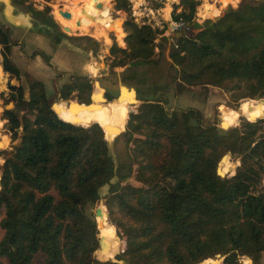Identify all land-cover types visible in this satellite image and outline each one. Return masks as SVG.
<instances>
[{
  "label": "trees",
  "instance_id": "trees-1",
  "mask_svg": "<svg viewBox=\"0 0 264 264\" xmlns=\"http://www.w3.org/2000/svg\"><path fill=\"white\" fill-rule=\"evenodd\" d=\"M112 2L128 16L125 47L113 42L109 49L121 58L118 65H158L162 53L154 39L164 34L165 24L162 30L139 26L128 0ZM199 5L172 4L171 20L182 19L194 30L169 52L178 69L174 95L214 87L234 103L264 99V0H240L237 9L229 7L219 20L202 25L193 21ZM107 8L95 9L106 16ZM11 36L0 26V66L13 77L18 71L9 60ZM20 82L14 81L18 87L9 95L14 108L4 109L1 118L2 133L17 143L0 150V264H208L217 255L224 257L221 264H245L242 258L261 264L264 119L241 120L224 131L194 108L169 111L156 99L143 100L129 113L124 102H134L131 92L118 100L105 94V103L123 113L130 171L103 203L99 191L115 175L105 127L65 120L56 110L64 102L55 105L56 115L39 81L28 82L25 102ZM91 91L92 81L79 77L62 98L88 104ZM224 112L229 121L238 116ZM8 141L3 137L0 147ZM226 155L239 166L233 176L220 178L216 169ZM131 177L133 183H125ZM101 211L123 241L122 253L117 238L111 253L102 244L93 214Z\"/></svg>",
  "mask_w": 264,
  "mask_h": 264
},
{
  "label": "rangeland",
  "instance_id": "rangeland-1",
  "mask_svg": "<svg viewBox=\"0 0 264 264\" xmlns=\"http://www.w3.org/2000/svg\"><path fill=\"white\" fill-rule=\"evenodd\" d=\"M74 1L76 0H0V26H5L12 32L11 38L13 42L9 60L18 71L17 76L10 77L8 74L3 73L0 67V141L3 137L9 140L7 145H4V148L0 147V150L10 151L12 146L17 143V141L10 143L9 136L2 133L5 121L1 118L4 109L14 108L9 95L13 92L11 87H18L14 84V81L20 78L25 102L29 98L28 89L30 85L28 86V82L30 80L39 81L44 85L47 98L51 101L52 105L54 103L52 99H56L53 106L64 102L56 105V110L62 118L85 125L97 122L105 127L107 140L110 141L108 147L114 162L115 175L109 184L103 186L99 191L103 203L104 197L110 192L112 186L119 184L121 182L120 177L127 175L130 171L128 146L126 139L122 135L123 133L120 134L124 131L123 113L118 105L105 103V94H108L112 99L118 100L121 97H118L119 89L121 90V95L125 91L131 92V86L137 85V81L140 82L139 78L146 77L140 83L143 80L153 79V82H155V85L153 84L154 88L161 90L162 93L156 97L166 103L165 108L167 110L197 109L202 113L205 122L215 123L219 129H222V124L226 128L224 131L238 126L241 120L264 119V115L252 119L240 112L243 104H250L251 102H256L260 107L264 108V99H241L237 103H234L229 100L227 93L214 87L193 88L182 95L175 96L174 83L177 78V71L172 66L165 64L159 66H149L150 64H148L147 66L149 67H144L142 66L143 64L119 66L121 58L117 59L113 53L109 52V49L113 42L121 48L125 47L124 38L126 34L122 26L128 18L127 14L116 11L112 0H107L106 4L103 3L108 8L102 12L110 13V17L114 20L119 19L124 33L123 41L120 42L113 32L107 31L106 37L108 38V42H106L104 39L95 36L91 29L85 33L78 31L81 29L76 30L73 26V20L75 19L73 16L70 20H64L55 15L54 12L58 9L70 12V9L74 6ZM198 1H200V5L197 7L195 14V19L198 22H194L200 25L206 20L214 21L215 18L222 16L231 7L227 4V0L225 3L224 0ZM128 2L130 3V17L137 25L141 26L142 22H144L145 25L162 30L165 24L164 21L168 18L166 17V9L170 8V14L172 4L178 3L179 0H128ZM239 4L240 0L238 6ZM91 8L98 15V11L94 7ZM80 9L84 8L81 7ZM206 9L210 11L207 12L205 11ZM201 13H203L202 15L205 18L200 17ZM63 27L68 28L70 31L66 33L62 29ZM167 37L170 39L169 36ZM154 45L163 48L164 53L170 52L174 46L171 39L170 42H167V39L159 35L154 39ZM1 61L0 55V64ZM79 77L92 81V91L89 95L90 103L88 104H80L78 98L72 100H63L62 98V90L67 85L74 84ZM158 82H162V85H159ZM157 90L156 95L158 94ZM147 95L145 94V98H154L153 92L150 89ZM139 98L145 100L142 96H139ZM135 99L137 104L133 107L124 102L125 107L130 109L129 113L134 112L139 104L143 103L137 97ZM7 100L8 103H6ZM81 106L92 107L88 110L80 111ZM223 109L233 111L231 115L238 113V116L234 121H229L224 115L226 112L222 113ZM228 124L231 125L227 127ZM226 156L227 158L225 157L226 159L224 158L219 164V168L228 177L234 174L235 167L236 165L238 166L239 162L233 160L230 155ZM224 162H226L225 169L227 172L222 170ZM0 163H2L1 159ZM125 183H133L132 177L126 180ZM2 215L0 214V219ZM97 221L103 227L102 240L104 242L110 241L108 245V247L110 246L109 253L112 252L116 238L120 244V250H124L123 241L118 237L116 229L114 234L113 230L107 227L108 219L107 221L103 219V213L97 217ZM1 235L2 232H0V238ZM98 235L100 236V233ZM241 261L245 264L251 263L248 258H242ZM260 262L264 264V252L261 253ZM208 264H220V261L211 259Z\"/></svg>",
  "mask_w": 264,
  "mask_h": 264
},
{
  "label": "bare ground",
  "instance_id": "bare-ground-1",
  "mask_svg": "<svg viewBox=\"0 0 264 264\" xmlns=\"http://www.w3.org/2000/svg\"><path fill=\"white\" fill-rule=\"evenodd\" d=\"M90 1L91 0H76V1H74L75 7L73 6L72 9H70L69 13L71 15V18H72V16L75 18L73 20V26L76 28V30L81 29L78 31L85 33L91 29V31L93 32V34L95 36H97L98 38H102L105 41L107 38L106 37L107 31L113 32L116 35V38L118 39V41L122 42L123 38H124V34L120 28L119 19H117V20L112 19L110 17V13L107 14L106 16L96 15L94 9H92L89 5ZM225 1L226 0H224V3H225ZM71 3H72V1H71ZM227 4H229V3H227ZM72 5H73V3H72ZM81 7L84 9H80ZM58 10L55 11L54 13L57 17L62 19V17H60L61 15L59 14ZM61 10H63V9H61ZM63 11H66V10H63ZM169 11H170V8L168 7L166 9L167 14L165 13L167 15L166 17H168ZM205 11L209 12L210 10L206 9ZM202 14L203 13L200 14L201 15L200 17L205 18ZM70 19H68V20H70ZM64 20H67V19H64ZM64 31L66 33H68L70 30L68 28H66ZM54 107L55 106H53V109H54ZM240 112L244 116L253 119L255 117H259L261 115H264V108L262 106L260 107L256 102H251L250 104L249 103H247L245 105L243 104V106L240 109ZM224 163H226V162H224ZM101 213H104V212L103 211L98 212L97 216H100ZM98 225H99V233H100L101 242L107 248L108 245L110 244L109 243L110 241L104 242L102 240L101 236H102L103 227L99 224V222H98ZM115 238H116V235H115Z\"/></svg>",
  "mask_w": 264,
  "mask_h": 264
},
{
  "label": "crops",
  "instance_id": "crops-1",
  "mask_svg": "<svg viewBox=\"0 0 264 264\" xmlns=\"http://www.w3.org/2000/svg\"><path fill=\"white\" fill-rule=\"evenodd\" d=\"M227 2L229 3L228 5H230L231 6V8L232 9H235V7H237L238 6V3H239V0H227ZM90 3H91V1H90ZM89 3V4H90ZM92 4V3H91ZM91 4H90V6H91ZM93 5V4H92ZM94 6V5H93ZM92 7V6H91ZM93 9V8H92ZM167 20V21H166ZM166 20L164 21V23L165 24H167V22H169L170 20H171V17H170V14L168 15V18H166ZM120 28H121V26H120ZM122 30V29H121ZM122 32H123V30H122ZM124 34V33H123ZM116 36V35H115ZM160 37H164L165 39H167V42H170V39H168V37H167V35H160ZM106 42H107V40H106ZM123 45V44H122ZM156 50H160L161 51V53H162V60H161V62L157 65V66H159V65H161V64H165V65H168V66H172V64H171V61H170V59H169V52H166V53H164L163 52V48H161L160 46H156ZM143 65L142 66H144V67H149V66H151V65H149V66H147L148 64H146V63H142ZM136 65H139V64H136ZM134 66V65H133ZM1 67V66H0ZM173 67V66H172ZM174 68V70L175 71H177L178 69L176 68V67H173ZM1 70H2V68H1ZM3 72V71H2ZM138 72H140V71H138ZM146 77H143V78H139V80H140V82H141V80L142 79H145ZM154 80L153 79H149V80H143V82L142 83H140V82H138L137 81V85L135 84V85H132L134 88H135V90H136V92H137V98L139 99V101H143L144 99H141V98H139V96H142L143 98H145L146 96H145V94L147 95V92L149 91V89L150 90H152V92H153V95H154V98L153 99H150V98H145V100H148V101H152V100H156L157 99V97L156 96H159V94L161 95L162 93H161V90H157V89H155L154 88V85H155V82H153ZM161 81V80H160ZM142 84V85H141ZM150 84V85H149ZM154 84V85H153ZM158 84L159 85H162V82H158ZM148 85V86H147ZM156 90H157V92H158V94L156 95ZM147 97H148V95H147Z\"/></svg>",
  "mask_w": 264,
  "mask_h": 264
},
{
  "label": "water",
  "instance_id": "water-1",
  "mask_svg": "<svg viewBox=\"0 0 264 264\" xmlns=\"http://www.w3.org/2000/svg\"><path fill=\"white\" fill-rule=\"evenodd\" d=\"M94 6H95V8H97V9H99V10H102V9H104V4L102 3V2H100V1H97V2H95V4H94ZM58 12H59V14L61 15V17L62 18H64V19H70L71 18V15H70V13L69 12H66V11H63V10H61V9H59L58 10ZM221 17V16H220ZM220 17L218 18H215V20L213 21V22H215V21H217V20H219L220 19ZM63 30H65L66 28H62ZM182 37V34L181 33H175V34H173V36H172V41H173V45L174 46H177V43H178V40L180 39ZM29 88H30V86H29ZM28 92H29V89H28ZM131 92H132V97L134 98V102L133 103H131L129 106H131V107H133L134 105H136L137 104V101H136V96H137V92H136V90H135V88L133 87V86H131ZM121 96V90L119 89V96L118 97H120ZM51 109H52V111L57 115V113H56V111L53 109V105L51 106ZM221 128L223 129V130H225L226 128H224L223 127V125L221 124ZM125 131V130H124ZM124 131H122L120 134H122V133H124ZM18 133L19 134H21V130H18ZM119 134V135H120ZM118 135V136H119ZM117 137V136H116ZM105 140L109 143L110 141H108L107 140V137L105 136ZM112 141V140H111ZM225 157H227V156H224L222 159H221V161H223L224 160V158ZM220 161V162H221ZM220 164V163H219ZM238 166H239V164H238ZM236 167H237V165H236ZM235 167V168H236ZM216 173H217V175L220 177V178H224L226 175H221V173H220V168H219V165H218V167H217V169H216ZM235 173V172H234ZM234 174H231L230 176H228V177H231V176H233ZM3 197L5 196L4 195V193H2L1 194ZM88 211H89V209H88ZM91 212V211H90ZM93 213V212H92ZM94 214V217H95V221H96V224H97V229H99V225H98V222H97V214L96 213H93ZM106 216H107V214H106ZM98 238H99V236H98ZM99 241H100V239H99ZM99 246H100V242H99ZM124 250H121V253L123 252ZM223 259H224V257H221L220 255H217L216 256V258L214 259L215 261H220V264L222 263V261H223Z\"/></svg>",
  "mask_w": 264,
  "mask_h": 264
},
{
  "label": "built area",
  "instance_id": "built-area-1",
  "mask_svg": "<svg viewBox=\"0 0 264 264\" xmlns=\"http://www.w3.org/2000/svg\"><path fill=\"white\" fill-rule=\"evenodd\" d=\"M193 21L198 22V20H196L195 18ZM137 23H139V22L137 21ZM142 25H145V23L142 22ZM152 28H154V27H152ZM178 32L181 33L182 36H187V35L193 33L194 30H193L191 24H189L188 22H186L182 19L170 20L169 22H167V24H165L164 35L169 36L171 41H172L173 34L178 33Z\"/></svg>",
  "mask_w": 264,
  "mask_h": 264
}]
</instances>
